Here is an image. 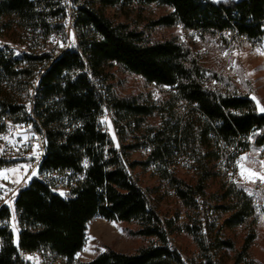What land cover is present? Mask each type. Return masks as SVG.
Returning <instances> with one entry per match:
<instances>
[{"label":"trees","instance_id":"1","mask_svg":"<svg viewBox=\"0 0 264 264\" xmlns=\"http://www.w3.org/2000/svg\"><path fill=\"white\" fill-rule=\"evenodd\" d=\"M64 1L0 0V34L24 42L33 32L36 47L52 33L67 36L59 22L66 16ZM132 4L167 7L154 26L180 24L200 35H221L225 42L226 32L249 41L264 37V0H72V26L82 54L73 48L55 57L45 51H0V129L8 118L44 133L39 176H61L69 190L63 197L54 190V178L37 177L17 192L19 238L16 244L9 224L0 226V264H22L21 252L39 254L45 264H184L180 251L169 246L180 229L160 216L161 189L188 210L182 229L195 236L201 262L260 264L250 254L258 209L230 174L239 154L251 144L264 145V113L248 95L206 83L207 69L182 44L151 41L143 30L106 14ZM112 65L168 89L158 101L120 97L108 83ZM34 84L31 117L25 105ZM107 109L115 118L118 148L101 126ZM154 115L160 123H146ZM134 150H144V159L133 160ZM6 164L0 158V166ZM181 165L193 173L190 180L179 176ZM137 168L150 172L158 185L143 187ZM198 195L213 204L221 219L208 227L207 238L197 222ZM96 216L135 223L136 235L148 244L134 253L107 249L89 261L78 260L87 225ZM11 217L0 198V221ZM237 228L247 232L239 249L228 235Z\"/></svg>","mask_w":264,"mask_h":264},{"label":"rangeland","instance_id":"2","mask_svg":"<svg viewBox=\"0 0 264 264\" xmlns=\"http://www.w3.org/2000/svg\"><path fill=\"white\" fill-rule=\"evenodd\" d=\"M215 3L224 0H211ZM169 9L157 4L143 5L132 4L125 7H113L106 11V14L114 21L128 24L132 28L143 30L146 36L151 41L174 40L186 47L191 54V57L196 58L207 69V76L211 78L209 85L220 89L227 86L230 89H235L238 93L246 94L251 99L255 97L254 102L257 105L259 112L264 108V37L259 41V45L253 44L245 38H232L230 32L224 35L229 37L225 42L221 35H200L193 36L192 31L185 30L180 24L174 26H154L152 22L159 17L167 14ZM71 39H75V31H71ZM0 40L4 43L13 45L20 44L12 41L11 38L0 34ZM52 40L48 41L47 47H54ZM58 47H60L58 45ZM59 49V48H58ZM17 54L19 55V50ZM47 52V51H45ZM109 73V81L113 90L120 97L135 96L140 100L158 101L165 95L168 87H158L148 83L142 77L124 71L117 65H112L107 68ZM259 102V104L257 103ZM146 123L157 125L160 123L159 117L154 115L147 119ZM101 126L108 134L113 144L118 148L120 144L117 133L115 118L113 113L107 109L101 119ZM32 125L24 124L18 130L10 131L0 141V158L6 160L8 164L0 166V173H5L0 176V191H2L1 202L9 206L12 213L10 227L14 234V241L18 239L19 227L17 213L14 209L13 201L17 192L26 186L32 179L40 177L38 166L43 155V142L33 132ZM259 134L256 132L255 135ZM132 142L129 138L127 143ZM253 143V138L251 139ZM36 155H33V153ZM146 152L144 150H134L131 153L133 160L141 161L144 159ZM246 156L248 162L244 164L246 169H251L253 172L264 175V145H252L245 152L239 154ZM236 159V161H237ZM234 164V171L230 174L233 180L237 182L243 189L253 198L257 206V223L255 226L256 237L251 247V257L258 263L264 264V183L259 180L253 182L249 179V173L245 171L244 176L240 174V168ZM252 161H255L253 163ZM244 163V162H242ZM26 166V167H22ZM18 169L13 172L11 170ZM35 171L36 175L32 176ZM140 184L143 187H156L158 185L157 178L153 177L150 172L141 168H137ZM180 177L185 180H190L193 173L181 165L178 170ZM21 177L19 184L14 183L17 177ZM45 180L54 178L55 191L67 197L69 190L65 178L56 174L44 173L42 177ZM5 192L7 194L5 195ZM13 192L15 195H13ZM251 193V194H250ZM159 197V209L162 219H172L178 225L180 231L176 235L170 237L172 243L183 255L182 257L190 264H205L200 259V248L196 242L195 236L187 233L182 226L188 222V210L183 206L172 192L165 195L161 189ZM193 213V212H192ZM195 213H193V218ZM138 226L135 223H124L119 221H109L101 216L94 217L87 225L86 243L81 252L77 254V259L80 261H89L98 253L107 249H113L119 252L134 253L140 247L148 244V239L136 235ZM246 230L237 228L233 231H228V235L232 238L237 249H239L244 239L246 238ZM156 241V239H153ZM232 252L229 253L231 257ZM25 264H45L43 258L39 254H31L26 256ZM58 264V263H56Z\"/></svg>","mask_w":264,"mask_h":264},{"label":"built area","instance_id":"3","mask_svg":"<svg viewBox=\"0 0 264 264\" xmlns=\"http://www.w3.org/2000/svg\"><path fill=\"white\" fill-rule=\"evenodd\" d=\"M62 5L65 7L66 10V16L61 19L59 22L61 25H68V36H61L60 31L52 33L49 35L47 42L43 43L41 46L36 47L35 46V41L33 38V32L28 33V37L25 39L24 42H20V44H13L9 45L4 43L2 40H0V51H5L6 55L11 54L12 50H19V51H28V52H34L38 53V51H47L49 55L56 56L59 54L61 50H65L66 48H76L78 52L82 54V51L79 50V47H75L72 44L71 41V27H70V18H71V12H72V0H66L62 2ZM37 36L40 39H44L42 36V30L41 29H36ZM193 36H196L198 34L197 31H192ZM52 40L54 42V47L52 49H49L47 47L48 41ZM253 44L259 45V41H253ZM58 45L60 47H58ZM59 48V49H58ZM82 59L84 62H86V58L84 55H82ZM87 72V69L85 70ZM90 77L91 75L88 74ZM211 81L210 77H206V83H209ZM36 87H34L35 90ZM33 95L34 92H32L31 97L27 99V105L25 107L27 110H29V114H31V117H33L32 113V107H33ZM3 122L1 123L4 125V128L1 130L0 129V141L4 140L5 136L13 130H18L19 128L23 127L24 124H14L10 121L8 118H3ZM31 132L35 133L43 142V149H44V143H45V138H44V133H41V131H38L34 127H32ZM2 196V191H0V197ZM196 200H198L199 205H202V212L199 214V218L197 219L198 226L202 229V235L205 237V227H212V226H218L221 222V219L219 216H216V221H207V212H216V208L213 206V204L206 199L205 197L198 195L196 196ZM1 204H3L1 202ZM4 205V204H3ZM7 206V205H6ZM9 207V206H8ZM11 220L9 222H4L0 221V226H4L6 224H9L10 226ZM19 227V225H18ZM20 228V227H19ZM208 241V240H207ZM169 246L171 245V238H169ZM182 255V254H181ZM27 256V253H20V258L22 260V264H25V258ZM183 256V255H182ZM184 264H190L188 263L187 260L183 257Z\"/></svg>","mask_w":264,"mask_h":264},{"label":"snow or ice","instance_id":"4","mask_svg":"<svg viewBox=\"0 0 264 264\" xmlns=\"http://www.w3.org/2000/svg\"><path fill=\"white\" fill-rule=\"evenodd\" d=\"M262 54H264V53H262ZM252 99L255 100L256 98L253 97ZM257 103L259 104L258 101H257ZM260 110L262 112H264V108H261ZM33 155H36V153L34 152ZM242 162H244V163H242ZM247 162H248V158L246 156H240L239 159H237V161H236V166H238L240 168L241 176H244L245 171H247L249 173L248 178L252 179L253 182H255L256 180H259L261 183H264V175H261L259 173L253 172L251 169H246L244 167V164H246ZM252 162L255 163V161H252ZM261 164L264 165V161H262ZM22 167H26V166H22ZM11 171L16 172V171H18V169H13ZM4 175H5V173H0V176H4ZM31 175L35 176L36 172L33 171ZM20 182H21V177L18 176L17 179L14 181V183L19 184ZM0 187H2V186H0ZM6 194H7V192H5V195ZM13 195H15L14 192H13ZM62 195H63V193H62ZM0 198H2V197H0Z\"/></svg>","mask_w":264,"mask_h":264},{"label":"bare ground","instance_id":"5","mask_svg":"<svg viewBox=\"0 0 264 264\" xmlns=\"http://www.w3.org/2000/svg\"><path fill=\"white\" fill-rule=\"evenodd\" d=\"M70 27H71V31L74 30L73 26H72V18H70ZM65 29H66V35L68 36V25H65ZM72 33V32H71ZM72 41V44L73 46L75 47H79V44H78V40H77V37L75 36V39H71ZM20 43V42H19ZM74 50H77L76 48H73ZM19 52H24V53H31V52H28V51H19ZM13 54H17V51L15 50H12ZM34 86L35 84L33 85V87L30 89L31 90V94L32 92H34ZM31 97V95H30ZM26 105H27V102H26ZM196 200V198H195ZM196 204L198 205V218H199V214H201L202 212V205H199V202L198 200H196ZM218 212V211H217ZM217 212H207V221H216V216H219V214ZM220 217V216H219ZM200 227V226H199ZM200 231H201V234H202V229L200 228ZM207 235H208V227H205V237L207 238ZM173 241H171L172 243ZM172 245L174 246V244L172 243Z\"/></svg>","mask_w":264,"mask_h":264},{"label":"crops","instance_id":"6","mask_svg":"<svg viewBox=\"0 0 264 264\" xmlns=\"http://www.w3.org/2000/svg\"><path fill=\"white\" fill-rule=\"evenodd\" d=\"M11 220H12V218H11ZM18 238H19V233H18ZM17 242H18V239H17V241H16L15 243L17 244ZM28 255H31V254H27V256H28Z\"/></svg>","mask_w":264,"mask_h":264}]
</instances>
